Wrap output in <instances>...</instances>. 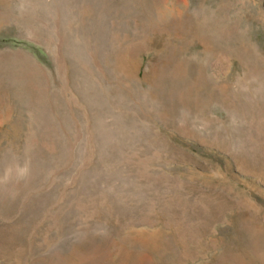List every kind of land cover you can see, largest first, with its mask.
I'll return each mask as SVG.
<instances>
[{
  "label": "rangeland",
  "instance_id": "1",
  "mask_svg": "<svg viewBox=\"0 0 264 264\" xmlns=\"http://www.w3.org/2000/svg\"><path fill=\"white\" fill-rule=\"evenodd\" d=\"M0 264H264V0H0Z\"/></svg>",
  "mask_w": 264,
  "mask_h": 264
}]
</instances>
